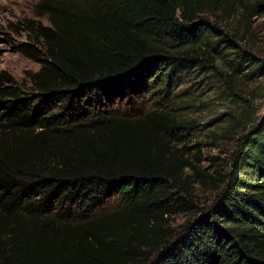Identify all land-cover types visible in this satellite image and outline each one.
<instances>
[{
  "label": "trees",
  "instance_id": "trees-1",
  "mask_svg": "<svg viewBox=\"0 0 264 264\" xmlns=\"http://www.w3.org/2000/svg\"><path fill=\"white\" fill-rule=\"evenodd\" d=\"M260 1L41 2L30 92L0 75V264H264Z\"/></svg>",
  "mask_w": 264,
  "mask_h": 264
},
{
  "label": "rangeland",
  "instance_id": "rangeland-1",
  "mask_svg": "<svg viewBox=\"0 0 264 264\" xmlns=\"http://www.w3.org/2000/svg\"><path fill=\"white\" fill-rule=\"evenodd\" d=\"M41 2L43 0H0V75L13 77L17 84L29 92L32 86L30 76L40 69L42 61L23 54L18 50V46L22 43H27L38 47L37 42L34 40V28L39 24L50 26L49 15L44 12ZM260 2L264 3V0ZM254 26V33L258 38L257 41H259L258 51L260 56L264 58V9L261 14L255 16ZM204 79V77H198L195 80L203 82V84L199 85L200 89L206 83L207 91L204 96L207 95L212 98L210 108L206 111L193 113L192 116L205 123L207 128L210 129L213 128L210 125L212 118L225 109L226 105L221 104V100L218 97L220 83L217 79ZM208 82L209 84H207ZM255 87L258 88L256 90V93H258L256 102L260 106L261 114L264 113V78L251 82L249 87L246 88L247 93L251 95L249 90ZM150 103L148 98H141L137 100L135 107L140 108L141 112L145 113L151 109ZM67 104L68 102H65L64 105ZM105 105L104 109L113 108L112 105L108 107L107 103ZM119 106H121V103L114 104L115 108H119ZM93 110L96 109L94 108ZM207 154L218 155L222 162L226 156V148L209 149ZM204 197H208V195L205 194ZM109 206L112 207V203ZM109 206L107 207L110 208ZM186 220L185 214L178 215L174 218V223L178 226Z\"/></svg>",
  "mask_w": 264,
  "mask_h": 264
}]
</instances>
